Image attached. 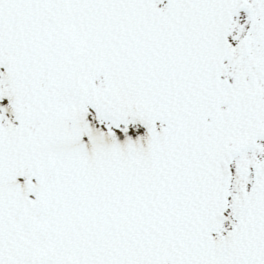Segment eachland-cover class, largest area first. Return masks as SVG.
<instances>
[{
    "label": "snow or ice",
    "instance_id": "1",
    "mask_svg": "<svg viewBox=\"0 0 264 264\" xmlns=\"http://www.w3.org/2000/svg\"><path fill=\"white\" fill-rule=\"evenodd\" d=\"M0 264H264V0H0Z\"/></svg>",
    "mask_w": 264,
    "mask_h": 264
}]
</instances>
